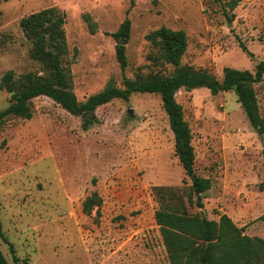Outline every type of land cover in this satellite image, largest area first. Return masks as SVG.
Masks as SVG:
<instances>
[{
	"label": "rangeland",
	"instance_id": "rangeland-1",
	"mask_svg": "<svg viewBox=\"0 0 264 264\" xmlns=\"http://www.w3.org/2000/svg\"><path fill=\"white\" fill-rule=\"evenodd\" d=\"M0 0V81L33 72L23 17L49 7L66 14L68 51L62 63L79 102L110 81L123 87L117 45L125 39V75H169L147 35L163 26L188 38L183 65L218 78L232 67L254 71L264 60V0ZM131 33L115 37L123 21ZM94 29V31H93ZM241 39L253 55L240 45ZM264 115V77L255 84ZM11 93L0 87V110ZM177 100L193 132L198 174L211 177L204 207L210 219L227 213L245 234L264 238V135L252 126L235 91L182 88ZM33 116L0 124V246L9 264H171L155 212L161 186L187 200L191 179L175 153L160 94L133 93L98 106L93 122L46 95ZM132 109V112H129ZM97 191L102 203L83 210ZM8 240V241H7Z\"/></svg>",
	"mask_w": 264,
	"mask_h": 264
},
{
	"label": "trees",
	"instance_id": "trees-1",
	"mask_svg": "<svg viewBox=\"0 0 264 264\" xmlns=\"http://www.w3.org/2000/svg\"><path fill=\"white\" fill-rule=\"evenodd\" d=\"M234 1L237 3L238 0ZM65 24V12L55 7L38 10L21 20L25 35L32 43L30 55L44 64L47 73L28 72L17 78L14 71L9 70L3 75L0 87L11 93V99L10 104L0 110V124L12 116L31 118V101L41 95L49 96L73 114L83 115L87 126L93 120L85 113L94 112L98 106L114 98L128 100L137 92L160 94L174 133L175 153L191 179L187 200L174 187L158 188L161 206L155 212V219L160 226L170 263L264 264V238L245 234V227L239 226L227 213L219 212L218 219H210L203 211L190 212L191 207H204L203 199L213 181L196 171L192 128L185 117L183 105L177 100V92L182 88L207 87L214 94L233 90L252 126L264 135V115L260 111L255 88V84L264 77V60L257 63L254 71L226 67L220 79L207 69L183 65L182 58L188 46L186 32L163 26L149 33L147 38L159 48L160 58L175 67L173 73L127 77L126 46L119 44L117 59L123 72L124 86L119 87L110 81L87 101L79 102L71 89V76L62 63V56L68 51ZM130 33L131 20L126 18L113 35L128 38ZM239 42L248 54L253 55L241 39ZM101 203L102 197L94 191L84 200L83 210L90 214ZM0 236L5 238L1 219ZM0 264H9L1 246Z\"/></svg>",
	"mask_w": 264,
	"mask_h": 264
},
{
	"label": "water",
	"instance_id": "water-1",
	"mask_svg": "<svg viewBox=\"0 0 264 264\" xmlns=\"http://www.w3.org/2000/svg\"><path fill=\"white\" fill-rule=\"evenodd\" d=\"M125 43H126L125 39H120L119 40V44L120 45H125ZM129 112H132V109H129ZM94 115H95V112H93V111H87L85 113V116L88 117V118H90V119H93L94 118ZM258 132L260 133V130L259 129H258ZM203 210H204V212H206L205 209H203Z\"/></svg>",
	"mask_w": 264,
	"mask_h": 264
},
{
	"label": "crops",
	"instance_id": "crops-1",
	"mask_svg": "<svg viewBox=\"0 0 264 264\" xmlns=\"http://www.w3.org/2000/svg\"><path fill=\"white\" fill-rule=\"evenodd\" d=\"M231 217V216H230ZM232 218V217H231ZM240 226V225H239ZM251 236V235H250Z\"/></svg>",
	"mask_w": 264,
	"mask_h": 264
}]
</instances>
